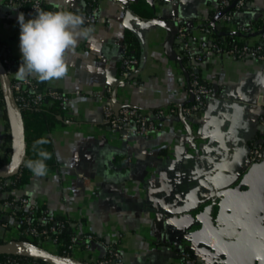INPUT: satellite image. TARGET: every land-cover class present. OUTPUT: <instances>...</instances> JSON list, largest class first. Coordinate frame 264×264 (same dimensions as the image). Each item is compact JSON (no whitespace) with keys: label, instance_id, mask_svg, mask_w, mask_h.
Listing matches in <instances>:
<instances>
[{"label":"crops","instance_id":"obj_1","mask_svg":"<svg viewBox=\"0 0 264 264\" xmlns=\"http://www.w3.org/2000/svg\"><path fill=\"white\" fill-rule=\"evenodd\" d=\"M41 1L46 11L79 15L96 7L99 20L80 26L86 35L66 52L63 77L28 76L37 91L57 90L68 99L62 122L43 134L51 153L46 175L30 171L19 187L0 191V244L18 240L20 230L6 205L13 195L63 217L79 234H93L89 248L74 252L85 263L105 255L102 242H118L122 264H178L182 248L193 251L198 264H264V155L250 162L252 146L264 142V60L210 55L198 65L212 87L206 108L193 116L167 115L165 132L148 138L114 133L98 99L109 96L115 108L149 112L191 104V66L177 36V17L197 40L230 45L235 35L236 44L255 45L264 32V0H247L229 23L221 20V0H97L96 6L89 0ZM20 14L35 17L18 2L0 0V42L23 63ZM242 25L255 30L243 32ZM127 40L139 57L129 77L122 75ZM12 140L0 96L4 165Z\"/></svg>","mask_w":264,"mask_h":264},{"label":"built area","instance_id":"obj_2","mask_svg":"<svg viewBox=\"0 0 264 264\" xmlns=\"http://www.w3.org/2000/svg\"><path fill=\"white\" fill-rule=\"evenodd\" d=\"M10 2H18L22 6L27 7V11L36 15L43 11V3L41 0H9ZM92 6H96L97 0H89ZM247 0H221L220 8L223 11L221 20L229 23L233 20L234 14L246 5ZM235 6L236 11H231L230 7ZM57 9H52L55 11ZM84 18V23L87 26L96 24L99 20L96 7L92 12H86L81 15ZM179 25L177 36L182 41L183 49L191 69L189 72L190 86L193 93V101L191 104L185 105L182 108L176 105L160 108L155 112H149L134 106H123L115 108L111 98L105 95H98V99L103 102L104 121L114 133L120 134L123 138L142 137L148 138L153 133L165 132V117L169 114L183 113L186 116H193L203 111L208 103V98L212 94V87L204 81L200 75L198 65L206 58L213 54H230L237 57L252 56L259 60H264V32L261 34V42L250 45L249 43L235 44L232 47L225 45L213 39L204 38L197 40L185 25V20L177 17ZM205 35L210 34L211 29L208 25L202 28ZM240 30L246 33H252L255 27L252 25H242ZM1 57V55H0ZM3 60V59H2ZM5 68L12 73L22 63L18 60L5 58L3 60ZM138 59L130 56L127 50L122 58V75L129 77L134 72L138 65ZM12 89L18 104L22 107H27L31 104H42L52 100H61L66 102L68 96L57 90L37 91L35 82L30 78L11 79ZM1 90V86H0ZM264 120V119H262ZM12 151L9 154L11 158ZM264 155V142L255 143L250 151V162L260 161ZM11 178L0 179V191H3L5 186L12 184ZM6 205L11 210V216L16 221V226L20 230L18 240H26L24 237H30L38 240H45L56 247H61L60 235L64 229L72 228L67 221L59 219L50 214L47 210L41 209L39 205L34 203L30 198L22 196L18 198H8ZM24 228V229H23ZM73 229V228H72ZM96 240L93 234H79L74 231L70 238V243L62 250V255L75 258L74 252L81 245L89 248ZM105 246V255L94 263L86 264H122V255L119 250L118 242H102ZM174 246H178V242H174ZM15 256V255H14ZM21 257V256H18ZM25 257V256H23ZM178 264H198L199 260L193 251L187 248H182L179 254ZM20 258H9L4 264H20ZM25 264H46L32 257Z\"/></svg>","mask_w":264,"mask_h":264},{"label":"clouds","instance_id":"obj_3","mask_svg":"<svg viewBox=\"0 0 264 264\" xmlns=\"http://www.w3.org/2000/svg\"><path fill=\"white\" fill-rule=\"evenodd\" d=\"M20 25V52L23 63L17 71L19 79L35 75L39 80H52L63 77L67 72L65 54L77 44L84 18L67 9L40 11L35 17L25 20L24 15L18 17ZM44 139L36 144H44ZM41 159L28 160L26 166L37 176L47 173L46 159L49 153L39 151Z\"/></svg>","mask_w":264,"mask_h":264},{"label":"trees","instance_id":"obj_4","mask_svg":"<svg viewBox=\"0 0 264 264\" xmlns=\"http://www.w3.org/2000/svg\"><path fill=\"white\" fill-rule=\"evenodd\" d=\"M24 8L27 9V7H25V6H24ZM230 10L236 11V7L231 6ZM43 11H46L44 4H43ZM49 11H51V10H49ZM86 12H88V11H85L84 13H86ZM234 36L232 35L229 47H232L236 44V42L233 38ZM238 44L241 45L242 43H238ZM127 53L130 56L136 57L139 61L137 49L133 45L131 40H127ZM0 55H1L3 60L5 58H11L7 54L6 49L3 46V43H1V42H0ZM11 59H13V58H11ZM14 60H16V59H14ZM122 72H123V69H122ZM12 80H14V79H12ZM0 96H1L2 104L5 105L4 100H3L2 90H0ZM64 103L65 102H63L61 100H52V101L45 102L42 104H31L27 107H22V113H23V117H24V121H25V127H26V129H25V140H26V144H27L26 159H25V162H24V164L20 170V173L11 178L13 183L4 187L5 191H11L12 189H14L16 187H19L22 183H24L28 179L31 169H29L26 166V162L28 160L41 159V157L39 156L40 150H45L49 154H51L49 148L47 147L48 145L46 143L36 144L35 142L37 140H40V139L46 140L45 137L43 136L45 130L49 129L50 127L54 126L55 124H57L59 122H62L61 115L63 113L62 110H63ZM4 164H5V162H1L0 166H3ZM10 198H13V195H11ZM58 218L67 222V220L64 219L63 217H58ZM73 234H74V230L72 228L66 227L64 229L63 233L60 235V239H61V243H62L61 247H54V248H51L48 245V241H45V240H38V239L30 238V237H24L23 239L32 241L36 244H39V245L44 246L46 248H49L54 252L62 253V250L65 247H67V245L70 243V238L72 237ZM9 258H18V259L20 258V260H21L20 264H25L28 260L32 259V257H23V256L18 257V256H14V255H0V264H4ZM38 260L40 262L50 264L44 260H41V259H38Z\"/></svg>","mask_w":264,"mask_h":264},{"label":"water","instance_id":"obj_5","mask_svg":"<svg viewBox=\"0 0 264 264\" xmlns=\"http://www.w3.org/2000/svg\"><path fill=\"white\" fill-rule=\"evenodd\" d=\"M0 86L12 134V155L6 165L0 166V179L12 178L20 173L26 158L25 121L22 108L16 101L10 74L0 57ZM0 255L34 257L50 264H86L85 262L54 252L29 240H14L0 244Z\"/></svg>","mask_w":264,"mask_h":264}]
</instances>
